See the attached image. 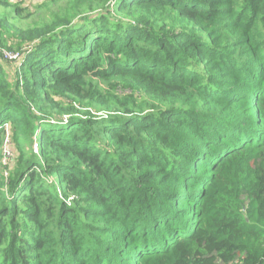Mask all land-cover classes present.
Listing matches in <instances>:
<instances>
[{
	"label": "trees",
	"instance_id": "16d2710c",
	"mask_svg": "<svg viewBox=\"0 0 264 264\" xmlns=\"http://www.w3.org/2000/svg\"><path fill=\"white\" fill-rule=\"evenodd\" d=\"M28 1L0 264H264V0Z\"/></svg>",
	"mask_w": 264,
	"mask_h": 264
},
{
	"label": "built area",
	"instance_id": "2783aa9c",
	"mask_svg": "<svg viewBox=\"0 0 264 264\" xmlns=\"http://www.w3.org/2000/svg\"><path fill=\"white\" fill-rule=\"evenodd\" d=\"M0 60L2 62H9V64L6 63L8 68H12L13 66L17 65L19 62H21V56L19 55V53H13L7 50H3L0 47ZM7 145H9V141L6 140L5 142V150H4V160L6 162V159H9L12 155L11 150L7 147Z\"/></svg>",
	"mask_w": 264,
	"mask_h": 264
},
{
	"label": "rangeland",
	"instance_id": "374dc122",
	"mask_svg": "<svg viewBox=\"0 0 264 264\" xmlns=\"http://www.w3.org/2000/svg\"><path fill=\"white\" fill-rule=\"evenodd\" d=\"M17 3L19 2V3H24V4H27V3H29V1L28 0H15ZM11 52H14V51H11ZM17 52V51H16ZM18 53V52H17ZM15 54V53H14ZM1 61V60H0ZM2 62V61H1ZM5 65H6V63L7 64H9V62H3Z\"/></svg>",
	"mask_w": 264,
	"mask_h": 264
}]
</instances>
